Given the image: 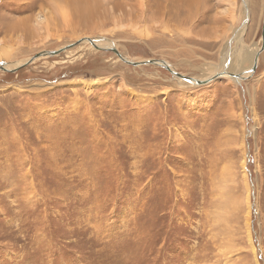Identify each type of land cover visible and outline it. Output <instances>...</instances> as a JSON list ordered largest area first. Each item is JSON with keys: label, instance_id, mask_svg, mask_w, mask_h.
<instances>
[{"label": "rangeland", "instance_id": "1", "mask_svg": "<svg viewBox=\"0 0 264 264\" xmlns=\"http://www.w3.org/2000/svg\"><path fill=\"white\" fill-rule=\"evenodd\" d=\"M263 18L264 0H0V65H25L0 71V264H264ZM85 38L193 82L87 42L26 64ZM238 43L240 78L211 79Z\"/></svg>", "mask_w": 264, "mask_h": 264}, {"label": "water", "instance_id": "2", "mask_svg": "<svg viewBox=\"0 0 264 264\" xmlns=\"http://www.w3.org/2000/svg\"><path fill=\"white\" fill-rule=\"evenodd\" d=\"M261 39H262V45L258 51V56L255 57L254 59V63L251 65L249 71H247L248 73H253L255 70H256V67H257V64H258V57L260 55V53L264 50V18H263V23H262V32H261ZM85 42H88L90 45H92L93 47H95L96 49H99V50H102V51H110V52H113L115 53L118 58L123 61L124 63L126 64H129V65H132V66H141V65H156V66H159V67H162L164 68L165 70L169 71L172 75H174L175 77L181 79V80H184L185 82H193L192 79L190 78H186L184 77L183 75L175 72L171 67L170 65H168L166 62L164 61H158V60H148V61H140V62H132V61H129L127 60L126 58H124L120 52H118V50L113 47V46H102V45H98L95 41V39H91V38H85V39H81V40H78L76 41L75 43L73 44H69L67 45L65 48L63 49H60L58 51H54V52H41V53H38L36 54L34 57H32L31 59H29V61L26 63V64H30L32 63L34 60L38 59V58H41V57H49V56H56L57 54H59L60 52L62 51H65V50H68L70 48H73L77 45H80L82 43H85ZM6 65H0V71H6V72H14L17 68H21L25 65H20L16 68H6L5 67ZM222 76H227V77H230V78H235V79H239L240 78V75L238 72H219L217 74H215L211 79H215V78H218V77H222ZM209 79V81L211 80ZM197 83V81L195 82Z\"/></svg>", "mask_w": 264, "mask_h": 264}, {"label": "bare ground", "instance_id": "3", "mask_svg": "<svg viewBox=\"0 0 264 264\" xmlns=\"http://www.w3.org/2000/svg\"><path fill=\"white\" fill-rule=\"evenodd\" d=\"M70 2V1H69ZM80 2H81V0H80ZM68 6H69V4L67 3V2H65ZM76 3H78V2H76ZM81 6V5H80ZM70 7V6H69ZM78 10H80V9H78ZM77 10V11H78ZM74 11V10H73ZM79 12V11H78ZM38 20H42V18L40 17V18H38ZM154 22V21H153ZM144 30V29H143ZM147 30V29H146ZM242 33H243V31L241 32V31H239L236 35H237V38L238 39H240V37L242 36ZM142 34V33H141ZM95 41H96V43L97 44H105V42L103 41V40H100V39H95ZM88 43V42H87ZM4 49V48H3ZM252 54H253V52H252V49L251 48H248V47H244L241 43H238L237 45H236V48L235 49H233L232 50V52H231V55H230V57H228L227 59H226V61L223 63V65L220 67L221 69H223V68H226V66H228V68H229V70H231V71H233V70H235V71H239V70H244V64L245 63H250L251 62V58H252ZM6 66V68H9V66L10 65H8V64H5ZM16 65H18V64H13L12 66L13 67H15ZM12 66H10V67H12ZM171 66V65H170ZM215 67V66H214ZM211 68V67H210ZM215 68H217V67H215ZM213 69V68H212ZM204 70V69H203ZM227 70V69H226ZM210 71V70H209ZM191 85V84H190ZM241 169V168H240ZM244 169V168H243ZM229 170V169H228ZM245 170V169H244ZM230 174L232 173L231 172V168H230ZM229 173V172H228ZM233 175H234V173H232V177L231 178H233ZM229 176H231V175H229ZM236 176V175H235ZM234 176V177H235ZM245 176V175H244ZM237 177V176H236ZM235 177V178H236ZM243 177V176H242ZM243 178H245V177H243ZM232 181H233V179H232ZM248 182V181H247Z\"/></svg>", "mask_w": 264, "mask_h": 264}]
</instances>
